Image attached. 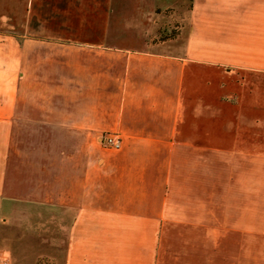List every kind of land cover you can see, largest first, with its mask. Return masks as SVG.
Wrapping results in <instances>:
<instances>
[{"label": "crops", "instance_id": "0c3cea01", "mask_svg": "<svg viewBox=\"0 0 264 264\" xmlns=\"http://www.w3.org/2000/svg\"><path fill=\"white\" fill-rule=\"evenodd\" d=\"M157 9L27 0L0 33V264H264V0H194L174 53Z\"/></svg>", "mask_w": 264, "mask_h": 264}, {"label": "rangeland", "instance_id": "374dc122", "mask_svg": "<svg viewBox=\"0 0 264 264\" xmlns=\"http://www.w3.org/2000/svg\"><path fill=\"white\" fill-rule=\"evenodd\" d=\"M26 4L27 0H0V33L23 34L20 18ZM193 7L194 0H159L151 35L153 50L174 53L184 49Z\"/></svg>", "mask_w": 264, "mask_h": 264}, {"label": "built area", "instance_id": "2783aa9c", "mask_svg": "<svg viewBox=\"0 0 264 264\" xmlns=\"http://www.w3.org/2000/svg\"><path fill=\"white\" fill-rule=\"evenodd\" d=\"M101 142L109 147H119L120 138L117 135H109L101 140Z\"/></svg>", "mask_w": 264, "mask_h": 264}]
</instances>
